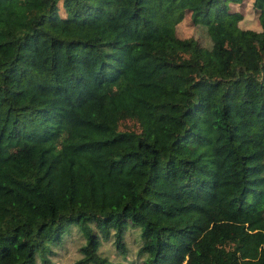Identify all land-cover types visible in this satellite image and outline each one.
<instances>
[{"label": "trees", "instance_id": "1", "mask_svg": "<svg viewBox=\"0 0 264 264\" xmlns=\"http://www.w3.org/2000/svg\"><path fill=\"white\" fill-rule=\"evenodd\" d=\"M242 1L0 0V264H52L72 229L76 264H116L101 239L124 256L131 227L142 264H264V0L243 44ZM38 39L93 50L72 97L52 51L22 97Z\"/></svg>", "mask_w": 264, "mask_h": 264}, {"label": "rangeland", "instance_id": "2", "mask_svg": "<svg viewBox=\"0 0 264 264\" xmlns=\"http://www.w3.org/2000/svg\"><path fill=\"white\" fill-rule=\"evenodd\" d=\"M231 9L239 11L242 18L237 23V28L233 33V38L243 44L253 41V31L261 30L257 11L252 6V0H243L240 4H232ZM190 13L188 12L183 21L177 27L176 32L180 37L193 38L200 45L211 47V41L208 38L206 26L191 22ZM227 42L224 41V45ZM52 51L56 58L59 70L60 81L63 83L62 92L72 97L74 89L69 87L70 67L77 61L87 60L95 65L97 59L93 50L80 46H69L68 54L64 55L63 48L60 44L49 47L43 40H36L28 49L22 52L21 62L29 71L26 75H15L14 81L21 91L23 98H27L30 93L44 89L48 78V73L42 68L40 60L48 52ZM136 230L129 228L124 236V242L127 245L128 252L121 255L116 251L114 243L111 240L101 239L98 252L116 264H142L141 256L137 255L136 249L138 241ZM82 242L75 229L64 236L61 244L55 247V253L51 255L52 264H76L79 257L77 252L78 245Z\"/></svg>", "mask_w": 264, "mask_h": 264}]
</instances>
